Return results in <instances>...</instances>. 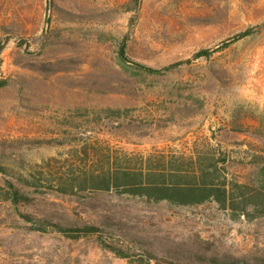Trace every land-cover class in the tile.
Returning a JSON list of instances; mask_svg holds the SVG:
<instances>
[{"label":"rangeland","instance_id":"374dc122","mask_svg":"<svg viewBox=\"0 0 264 264\" xmlns=\"http://www.w3.org/2000/svg\"><path fill=\"white\" fill-rule=\"evenodd\" d=\"M149 262L264 264V0H0V264Z\"/></svg>","mask_w":264,"mask_h":264},{"label":"trees","instance_id":"16d2710c","mask_svg":"<svg viewBox=\"0 0 264 264\" xmlns=\"http://www.w3.org/2000/svg\"><path fill=\"white\" fill-rule=\"evenodd\" d=\"M252 32L250 30L245 31L242 33L239 37H246L249 36ZM208 52H201L199 55H207ZM121 65L123 67L129 66V64L134 67V69L138 70V72H141L146 75H160L165 71H169L175 67H178L181 65V63H175L172 65H169L165 67L164 69H155L152 67H148L146 65L130 62L126 56L125 51L121 54ZM214 169H203L198 168L195 172L197 177H194L193 179H196L194 181H190L188 178H182L185 179V182H181V178L179 177L176 182L172 183V185H146L144 186L145 191H147L149 194L158 195V198L156 201H171L172 203L176 205H184V206H199L203 205L206 201L210 199H214L216 202H218L220 205H222L224 208L228 207V204L230 203V192L228 191V188L223 186H218L214 184V181H210L207 179H213L214 178ZM131 173V172H126ZM124 176H128V174H124ZM136 177V176H135ZM137 181L138 175H137ZM134 178V179H136ZM104 185L106 183L107 189H111L113 187H120L123 186L121 182L122 178L118 175V173H112L109 175L108 178H106ZM9 187L11 188V195L6 196L5 201H11L14 204L21 203L24 199L27 200V198L15 188V186L9 182ZM134 193H136L137 190H133ZM85 232H96L95 228H85ZM125 255V254H121ZM123 258H127V256H123ZM149 262L148 264H150Z\"/></svg>","mask_w":264,"mask_h":264}]
</instances>
